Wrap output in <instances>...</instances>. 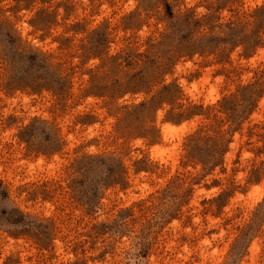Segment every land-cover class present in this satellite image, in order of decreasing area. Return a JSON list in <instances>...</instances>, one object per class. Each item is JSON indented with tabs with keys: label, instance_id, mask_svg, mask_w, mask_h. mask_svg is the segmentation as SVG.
Returning a JSON list of instances; mask_svg holds the SVG:
<instances>
[{
	"label": "rangeland",
	"instance_id": "1",
	"mask_svg": "<svg viewBox=\"0 0 264 264\" xmlns=\"http://www.w3.org/2000/svg\"><path fill=\"white\" fill-rule=\"evenodd\" d=\"M0 264H264V0H0Z\"/></svg>",
	"mask_w": 264,
	"mask_h": 264
}]
</instances>
